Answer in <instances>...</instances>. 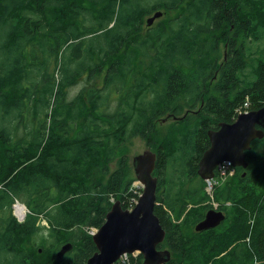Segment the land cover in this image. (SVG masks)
Instances as JSON below:
<instances>
[{
    "label": "trees",
    "instance_id": "1",
    "mask_svg": "<svg viewBox=\"0 0 264 264\" xmlns=\"http://www.w3.org/2000/svg\"><path fill=\"white\" fill-rule=\"evenodd\" d=\"M246 1L0 0V264H88L98 249L87 229L104 224L111 197L127 209L140 195L126 153L136 137L154 146L157 173L170 178L154 210L172 253L166 264H264V138L246 151V168L214 187L225 220L187 231L215 207L198 173L208 132L238 108L264 105V47L255 78L240 79L254 56L247 40H264V1ZM151 9L179 14L144 32ZM222 40L232 42L220 64ZM97 76L101 86L90 84ZM79 79H87L79 101L66 103ZM180 191L191 206L177 221ZM66 243L73 248L59 260ZM130 256L144 264L142 253Z\"/></svg>",
    "mask_w": 264,
    "mask_h": 264
},
{
    "label": "water",
    "instance_id": "2",
    "mask_svg": "<svg viewBox=\"0 0 264 264\" xmlns=\"http://www.w3.org/2000/svg\"><path fill=\"white\" fill-rule=\"evenodd\" d=\"M161 14V11L155 12L147 19L148 24ZM257 125L262 128L258 129ZM208 135L210 146L204 151L198 170L203 180L213 179L216 167L225 161L246 168V151L251 149L252 141L264 137V107L240 113L232 123L221 122L219 129L210 130ZM156 162L157 155L151 151L134 158L137 177L144 185L143 193L133 209H125L120 200L112 204L106 221L93 234L98 250L88 264H112L125 252L135 251L142 253L144 264H166L170 260V250L158 248L166 238V231L154 211L158 186V179L153 176ZM224 220L221 210L211 208L196 225V230L215 228ZM72 248L71 243L65 244L57 252V258L60 260Z\"/></svg>",
    "mask_w": 264,
    "mask_h": 264
},
{
    "label": "rangeland",
    "instance_id": "3",
    "mask_svg": "<svg viewBox=\"0 0 264 264\" xmlns=\"http://www.w3.org/2000/svg\"><path fill=\"white\" fill-rule=\"evenodd\" d=\"M255 1H257V0H255ZM262 1H264V0H262ZM248 2L251 3L250 0L246 1V3H248ZM263 4H264V2H263ZM181 9H182V7H181ZM155 10L153 9L150 14H146V15L153 16V14L155 13L154 12ZM248 10H249V8H247V12H248ZM182 11H183V9H182ZM178 14H179V11L178 10H175V11H172V12H168V13H165V14L162 13L161 16L157 17L152 24H148L147 19L149 17L146 16L144 19H142L143 20V30H144V32L145 31L147 32L148 27L155 26V25H157L161 21H167L170 17L171 18L172 17H175ZM234 29L232 28V31L230 32V35H232V38L236 36L235 35L236 34V31H234ZM258 33H259V30H258ZM238 35H240V34H238ZM241 37L242 36H240V38ZM61 40H62V38H60V42H61ZM249 40L250 39L247 40V44H246L247 45V52L250 53V50H251L254 53V56L253 57H248V56L246 57L245 56L246 58L244 57L245 60H246V62H248V65L249 66L246 69H243L242 71H240L241 72L240 73V79L242 81H246V80L247 81H251V79H254L255 78L254 77L255 74L258 73V70L256 69V67H257V64L256 63H258V60L260 58V54L258 53V50H260V49H262L264 47V40H259V41L257 40V41H251V42ZM64 41H65V38H64V40L62 42H64ZM227 41L225 42V41L222 40L220 42V44H219V48H218L219 53L218 54L220 55V59H218V63L222 62L223 61V56H225V54H227V48H228L227 47V45H228L227 44ZM35 42H38V43L40 42L41 43V39L40 38H37ZM38 43H37V45H38ZM225 43L227 45H225ZM36 48H37V46L35 47V49ZM32 50H33V47L30 46V48L28 50V52H29L28 53L29 59L32 57L30 55L33 52ZM152 53H154V52H152ZM257 57H259V58H257ZM147 63H148V59L146 58V59H144V62H143V65H145L144 68L147 66ZM219 75H220L219 73L216 74L215 82L217 81ZM213 79L211 80V84L213 83L212 88L215 89V87H214L215 82H213ZM86 80L87 79H79V82L78 83H76V84H74V85H72V86H70L68 88L67 94H66V99H67V102L66 103L74 102L76 100L79 101L80 98H79L78 95H80L81 89L87 84L86 83L87 82ZM93 82L96 83L97 85L101 86L103 84L102 77H99V76L95 77L93 79V81L90 82V84L91 83L93 84ZM212 92H213V90H212ZM43 97H45V95ZM148 97L151 98V93H148ZM198 104L199 103H197V105ZM63 105L65 106L66 104H63ZM197 105L194 106V107L195 108L198 107ZM40 107L41 106H39V108ZM241 110H243V109L242 108H238L237 113L238 112H241ZM244 112H246V111H243L242 113H244ZM247 112H249V111H247ZM49 118H51V115H49ZM169 118H171V119H169ZM173 120H174L173 116H168L166 118H162V120H159V123L157 121V127H158L157 128V130H158L157 140H161V139L165 138V136H167L165 134L169 130L170 124L173 122ZM232 122H234V120ZM232 122H227V123H232ZM22 126L23 125H20V129H21ZM45 144H46V142L42 145V151H47V145H45ZM19 147H22V146H19ZM146 151H151V152H154V153L156 152L155 149H154V146H151V145L148 146V144H147V142L145 140H143L142 138L136 137V138H134L133 143L130 144V146L128 147L127 152H126L127 153V157L129 158V166H130L129 168L131 170H133L134 175H135L134 181L132 182V188L134 189V192L135 193H138V194H142L143 193L144 185L139 181V179L137 177L136 170H135V167H134V158L136 156L140 155V154L141 155L142 154H145ZM156 155H157V153H156ZM157 160H158V157H157ZM117 162H118V160H117ZM117 162L111 164V167H110L111 170H114L116 167H118L116 165ZM170 162H171V165L173 167L174 164L177 163V160L176 159H172ZM156 166H157V162H156ZM218 167H219V165L216 167V169H215L216 171L218 170ZM167 169H168V171H166V174H167V172H169V167H167ZM157 172H158V169L153 172V176L154 177L159 176V177H161L160 179L162 180L161 188L158 190V186L160 187V185H159V178H157L158 179L157 180V185H158L157 186V193L159 191V193H161V195L163 196L166 193V190H167L166 184L168 185V181H169L170 178L167 175L165 176L164 170H163V173H157ZM171 172H173V171L171 170ZM161 180H160V182H161ZM209 181H211V182H209ZM209 181H206L207 184L205 186V190L209 194H211V199L210 200L213 203L212 205L215 206V205H217L219 203H218V200L216 198H213V194L215 192L214 187H215L216 184H219L221 182V179L220 180L219 179H212V180H209ZM185 187H187V184H185ZM182 188H183V186H182ZM182 191H183V189H182ZM183 197H184V195L181 192V194L178 195L179 201H177L176 206L174 207L175 210H172V211L170 210L171 211V214L173 213L171 216L174 219H176L177 221H182V218L185 216L186 212L188 211V209H190V206H191V203H187V206H184L183 205V203H184V198ZM138 198H139V196L137 197V199L133 200V204L131 206H129V209H133L134 208V206L136 205V203L138 201ZM110 201H112V203H114L115 202L114 197H111V200ZM163 203H164V205H166V208H167L168 205L165 203V201ZM18 204H20V206H18L19 209L21 208V206H23L25 208V205L22 204V203L17 202L15 204V206H14L15 216L20 220V222H22V221H24L23 219H25L26 215L24 216L23 219H20L19 218L20 214H19V212H17V205ZM228 204H229V202H228ZM25 211H26V208H25ZM26 214H27V211H26ZM44 221H46V220H44ZM46 222H44V224H46ZM97 229L98 228H96V227H92L91 229L88 228L87 230L89 231L90 234L92 233V235H93L95 232H97ZM194 230H196V226L194 228V225H192L190 228H188L187 231L189 232V231H194ZM160 246L162 248H164V249H169L168 248L169 245H168V238H167V236H166L164 242Z\"/></svg>",
    "mask_w": 264,
    "mask_h": 264
},
{
    "label": "built area",
    "instance_id": "4",
    "mask_svg": "<svg viewBox=\"0 0 264 264\" xmlns=\"http://www.w3.org/2000/svg\"><path fill=\"white\" fill-rule=\"evenodd\" d=\"M242 112H243V110H241V112H238V114L242 113ZM217 171H218V173H217V178L216 179H219V180L220 179L221 180H225L228 177L233 176L235 174V172H236L235 166L230 161H225V162L219 164V167H218ZM213 179H215V176H214ZM209 182H211V181H209ZM215 207H217V205H215ZM137 254H138L137 252H134L133 254L125 252L124 254H122L119 257V259L116 262H114L112 264H130V259H131L130 255L136 256Z\"/></svg>",
    "mask_w": 264,
    "mask_h": 264
},
{
    "label": "flooded vegetation",
    "instance_id": "5",
    "mask_svg": "<svg viewBox=\"0 0 264 264\" xmlns=\"http://www.w3.org/2000/svg\"><path fill=\"white\" fill-rule=\"evenodd\" d=\"M232 27H233V26H232ZM231 30H232V29H231ZM232 39H233V38H232ZM233 40H234V39H233ZM233 40H232V41H233ZM236 41H237V42H240V41L242 42V41H244V40H243V39L236 38ZM230 42H231V40H228V41H227V44H228V45H227L226 43H225V45H227V47H228L229 44H230ZM237 42H236V43H237ZM228 52H229V51H227V54H228ZM227 54H225V56H224V60L227 59ZM220 64H222V62H221ZM215 77H216V75L214 76L213 82H215ZM219 81H220V80H219V76H218V79H217V81L215 82L214 87L219 83ZM212 84H213V83H212ZM215 89H217V86L215 87ZM215 89H214V90H215ZM201 103H202V104H200L199 106H201V105L204 104L203 101H202ZM250 106H251V111L257 109V108H255L256 105L253 104V103L250 104ZM261 107H264V105L261 106ZM261 107H258V109L261 108ZM197 108H198V107H197ZM257 128H258V129H261L262 126L257 125ZM262 138H264V137H262ZM262 138H261V139H262ZM257 139H259V138H257ZM237 168H238V166H235V169H237ZM154 171H156V168H155ZM215 172H216V170H215ZM156 177H157V176H156ZM157 178H158V177H157ZM22 217H23V216H22ZM66 244H67V243H66ZM64 245H65V244H64ZM64 245H63V246H64ZM63 246H62V247H63ZM62 247H61V248H62ZM160 249H162V247H160ZM135 252L140 253V252H138V251H135ZM133 253H134V252H132V253H130V254H133ZM140 254H141V253H140ZM118 259H119V258H118ZM116 261H117V260H116ZM116 261H115V262H116Z\"/></svg>",
    "mask_w": 264,
    "mask_h": 264
},
{
    "label": "bare ground",
    "instance_id": "6",
    "mask_svg": "<svg viewBox=\"0 0 264 264\" xmlns=\"http://www.w3.org/2000/svg\"><path fill=\"white\" fill-rule=\"evenodd\" d=\"M18 206H20V204L17 205V212H19V214H20L19 218L23 219L24 216L26 215L25 208L23 206H21V208L19 209Z\"/></svg>",
    "mask_w": 264,
    "mask_h": 264
},
{
    "label": "crops",
    "instance_id": "7",
    "mask_svg": "<svg viewBox=\"0 0 264 264\" xmlns=\"http://www.w3.org/2000/svg\"><path fill=\"white\" fill-rule=\"evenodd\" d=\"M23 204V203H22Z\"/></svg>",
    "mask_w": 264,
    "mask_h": 264
}]
</instances>
